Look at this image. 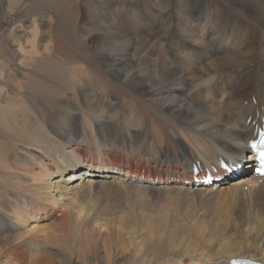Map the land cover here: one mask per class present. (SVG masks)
Wrapping results in <instances>:
<instances>
[{
	"label": "bare ground",
	"instance_id": "6f19581e",
	"mask_svg": "<svg viewBox=\"0 0 264 264\" xmlns=\"http://www.w3.org/2000/svg\"><path fill=\"white\" fill-rule=\"evenodd\" d=\"M53 3L77 38L60 27L49 32L53 45L15 57L16 89L0 72V252L19 227L52 225L70 233L71 264L264 263V238L205 237L204 222L172 203L216 194L232 203L246 186L264 190L249 151L264 125V0H84L82 30L76 7L69 16L67 0ZM3 15L5 27L30 17ZM89 34L96 46L83 49ZM193 167L212 185L194 183ZM235 168L252 173L232 180ZM108 185L120 196L135 190L142 207L156 202L149 230L131 209L87 214V199Z\"/></svg>",
	"mask_w": 264,
	"mask_h": 264
},
{
	"label": "rangeland",
	"instance_id": "374dc122",
	"mask_svg": "<svg viewBox=\"0 0 264 264\" xmlns=\"http://www.w3.org/2000/svg\"><path fill=\"white\" fill-rule=\"evenodd\" d=\"M83 2L84 0H67L66 3L69 16L74 15L73 11L75 10V7L77 8L75 11H79V13H77V17L79 19L76 17V20L74 19L73 23H75L76 26H78L81 30L84 28V24L86 25L88 21L86 11L83 8ZM6 10L8 11V13L13 15H16V13H20L22 15H28L30 17H28V20H21L22 17H18L17 15L18 19L15 20V23H12L13 25L5 27V23L1 24V22L5 19V15H3V13H5ZM0 13V72H3L5 76H9L8 81L10 83V86L14 87V89L19 87L18 84H20V82H23L19 71L14 69L15 65L13 64V61L15 59L16 62L19 63V58L30 56V53H32V55H35L33 45L38 46V50H41V48H45L44 45H53V42H55V40L58 38V33L57 35L55 33L60 30V27L64 28L66 31L68 30V34L70 32L69 35L71 36H69V38L71 40L74 41L77 38V35L74 33V31L72 32L71 29H66L64 18L61 17L59 11L56 10L53 0H0ZM50 24L53 25L51 26ZM69 24L70 22L66 23L68 28H70ZM34 26L36 27L34 28ZM39 26L41 28H39ZM28 27L31 28V30ZM16 29H21V31L24 30L21 32L24 35H22L21 33L20 37H18V35H15ZM52 30H56V32L54 33L55 36L48 37L49 32H52ZM4 33L6 34L4 35ZM37 34H39L40 37ZM43 34L45 35L44 37L42 36ZM90 34L88 35V37L87 35H85L84 37L82 35L83 38L81 40L83 44H81V46H84L82 47L83 49L86 48L89 50L96 46V34ZM259 39L261 40V38ZM39 40L41 41V43ZM46 42L49 44H47ZM260 43H262L264 46V40H261ZM240 76V79L244 77V75ZM230 77L235 78L236 74L232 73ZM32 82L34 84H37L38 80L32 79ZM52 89L53 86H47V88L45 89V91L47 92H45L46 96L49 97L51 95L49 94V92ZM27 91L28 89L25 90V92ZM8 92L10 93V95H13L11 91ZM40 99H42L41 96L38 97L37 102H39ZM39 105L40 103H37V109H39ZM101 146L102 145H100V147ZM101 151L103 152L102 147ZM253 164L255 163L252 162L249 170H252L251 168L253 167ZM240 166L244 167L246 166V164ZM244 173L251 175L252 172L244 171L243 173H240L239 171L238 173H236V176L232 178V180L242 175H246ZM57 174L60 175V173ZM64 174L66 175V172ZM229 180L232 181L231 179ZM252 188L253 187L251 186H246L244 188V190H246L245 199H243V197L236 199L234 198V202L232 201V203H230L228 197H224L222 195L219 196L218 194H216L217 196L210 195V197L209 195H203L202 197L187 198L185 201H176L172 203L181 210V212L183 213L181 215L187 216L188 213H191L194 216L199 217L204 222V230L206 234L204 235L205 237L214 236L218 239L226 237L233 239L234 241L237 239L242 242L247 241L246 243L256 241L260 242L264 238V190L262 192L260 191L258 193H254ZM130 190L131 191L129 192L128 196H126V193H122L120 196V194L115 193L114 189H112L110 185L105 186L102 191H98V193L95 192L92 198L87 199V202L91 200L90 205L94 206V209L90 210V205L88 207L85 203V206L88 208L86 211L87 214L90 213L91 215L94 212H99V219L103 220L109 214L110 208L112 210L114 207L124 208L125 210L131 209L132 211H134V215L137 218V222H139V226L144 225L146 227V225L148 224L147 229L149 230L151 226H149L150 222L148 218H150L151 214L154 216L155 213L158 212L159 206L155 204L156 202H154L153 204V201L144 203V207H142L141 204L133 203L137 198V194L135 190ZM124 198L127 199L125 201L130 200V203L124 202ZM153 216H151L152 220L155 219V217L153 218ZM46 217L47 218H43L45 220H40L41 224L44 223L45 225H47V223H50V219L48 218V216ZM107 222H109L108 224L110 229L114 230L116 223L110 220H107ZM3 234L5 233H1L0 235ZM45 236L48 237L47 242L44 241ZM11 240L13 241L11 242V244L4 245L5 248L2 247V251L0 252V264H30L27 262V260H30V255L32 254V252L36 253V251H39L45 256H48L50 258L49 264L72 263L70 233H67L66 231L58 227L49 225V227H46L45 229L40 231H36L35 233H28L26 229L19 227L14 231V237ZM1 246L2 244H0V247ZM22 253H24L23 255H25L24 261H22L23 259L19 255Z\"/></svg>",
	"mask_w": 264,
	"mask_h": 264
}]
</instances>
